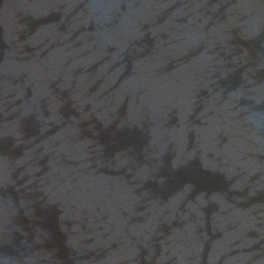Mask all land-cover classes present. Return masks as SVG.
<instances>
[{
  "label": "water",
  "instance_id": "obj_1",
  "mask_svg": "<svg viewBox=\"0 0 264 264\" xmlns=\"http://www.w3.org/2000/svg\"><path fill=\"white\" fill-rule=\"evenodd\" d=\"M0 264H264V0H0Z\"/></svg>",
  "mask_w": 264,
  "mask_h": 264
}]
</instances>
